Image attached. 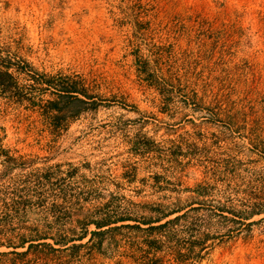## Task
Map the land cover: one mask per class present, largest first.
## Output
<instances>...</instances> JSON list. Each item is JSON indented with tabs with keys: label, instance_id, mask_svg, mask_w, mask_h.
<instances>
[{
	"label": "rangeland",
	"instance_id": "374dc122",
	"mask_svg": "<svg viewBox=\"0 0 264 264\" xmlns=\"http://www.w3.org/2000/svg\"><path fill=\"white\" fill-rule=\"evenodd\" d=\"M6 65L0 145L32 164L0 165L1 241L141 228L0 264H264V0H0Z\"/></svg>",
	"mask_w": 264,
	"mask_h": 264
},
{
	"label": "trees",
	"instance_id": "16d2710c",
	"mask_svg": "<svg viewBox=\"0 0 264 264\" xmlns=\"http://www.w3.org/2000/svg\"><path fill=\"white\" fill-rule=\"evenodd\" d=\"M27 74V72L25 73ZM48 85L50 86L51 83H48ZM17 86V80L16 77L14 76L13 72L10 71V66L6 65L5 69H0V94L4 95V94H10L11 97H13V95L15 94V92L17 90H13V88L15 89ZM79 95L82 96H88V93L85 90L84 84L79 85L78 81L76 80H71L68 84L66 83V85H63V89H59L56 93V98L54 99H50L46 102V104H44V109H49L51 112L52 110H58L57 109V102H58V98H63L66 97L70 100H77V101H81L82 99L79 97ZM53 117H55V115H53ZM245 125V124H244ZM241 128L245 129V130H249V128H247L246 126H242ZM257 131H264L263 126L261 127L260 125H258ZM252 135L255 136V133H253V131H251ZM260 136V135H259ZM259 136H255L254 141H256L258 144L261 141V138ZM258 148H260V150L262 152H264V145H258ZM182 152L180 145L179 147H176V149L174 151L171 152V156L172 157H177L178 155H180ZM32 160L28 161L26 160L23 155H15L14 153H12L9 149H6L4 147H2L0 145V165H2L4 167V171H8L10 169L13 168H22L25 167L27 165H30L32 163ZM76 170V167H73L72 171ZM71 170L67 171V175L68 177L73 176V172ZM57 172L61 173L62 171H60V166L57 165ZM49 174H45L42 177L48 181L51 180V175L53 174V172H48ZM56 174V173H55ZM198 195H204L203 192H199L198 191ZM5 204V203H4ZM182 211V208H176V209H171L168 212L162 213L160 215H157V217L153 218V219H147L146 221H143L142 223L147 225L146 229L147 230H154V229H159L162 226L166 225V223L171 222V221H175L180 219L182 216H184V213L179 214V215H175V217H173L172 219H167L166 221H163L162 223H160L162 220H164L165 218H167L169 215H173L176 213H180ZM261 212V211H259ZM254 213H252L253 215ZM251 215V216H252ZM246 219H249V217H246ZM129 220H134L131 217L128 216H124V217H119L117 219H110V218H102V219H92L87 221V224H91L93 226L96 227L97 230H93L88 232H82L81 234H76V233H66L63 235H59L58 238L55 237H47L46 235H39V236H35L33 238H22L19 243L12 245L11 243H6L5 241H1L0 239V247H5V248H12L15 249L14 251H11L12 253L18 255V256H24L26 254H28L30 252V250L33 247H37L38 245H46L48 246L51 250L55 251V250H62V249H77L79 247L84 246L87 242H82L87 235L89 234V239L91 240L93 238V236L95 235H100L103 234L104 231L102 230H108L109 228H117L120 226H126V227H137V228H141L138 224L135 225H130V224H123L122 222L125 221H129ZM136 221V220H135ZM121 222L122 225H114L116 223ZM138 222V221H137ZM154 223H158L156 225H154ZM113 225V226H112ZM102 228H106V229H102ZM48 238L51 239V242H47L45 240H47ZM17 248H23L22 251H16ZM6 254V252H0V254Z\"/></svg>",
	"mask_w": 264,
	"mask_h": 264
}]
</instances>
